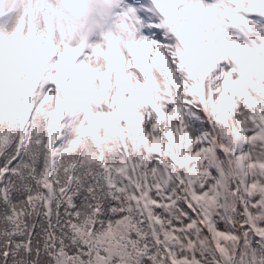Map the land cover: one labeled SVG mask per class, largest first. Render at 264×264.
I'll return each instance as SVG.
<instances>
[{"label": "snow or ice", "instance_id": "6c2138e0", "mask_svg": "<svg viewBox=\"0 0 264 264\" xmlns=\"http://www.w3.org/2000/svg\"><path fill=\"white\" fill-rule=\"evenodd\" d=\"M153 3L73 48L0 0V264H264V0Z\"/></svg>", "mask_w": 264, "mask_h": 264}, {"label": "clouds", "instance_id": "9594fccd", "mask_svg": "<svg viewBox=\"0 0 264 264\" xmlns=\"http://www.w3.org/2000/svg\"><path fill=\"white\" fill-rule=\"evenodd\" d=\"M56 14L53 15L46 6L37 9L41 21V30H53L58 43L63 40L75 48L81 44L90 46L106 43L111 35L116 43H126L127 32L121 27V17L116 13L117 0H84L81 5L71 6L65 0H51ZM7 5H5V9ZM22 14L17 9L13 18L4 25L6 32L12 31L15 20ZM49 19H45V18Z\"/></svg>", "mask_w": 264, "mask_h": 264}, {"label": "bare ground", "instance_id": "6f19581e", "mask_svg": "<svg viewBox=\"0 0 264 264\" xmlns=\"http://www.w3.org/2000/svg\"><path fill=\"white\" fill-rule=\"evenodd\" d=\"M129 6L135 9L134 14H129L130 19L127 20L136 29L135 38L154 36L156 30L152 25L159 24L163 15L155 8L153 0H119L115 11L119 15L127 12Z\"/></svg>", "mask_w": 264, "mask_h": 264}]
</instances>
